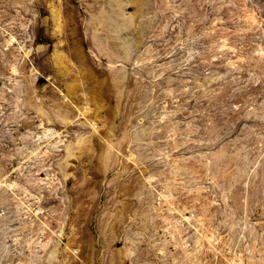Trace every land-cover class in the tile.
I'll use <instances>...</instances> for the list:
<instances>
[{
	"label": "rangeland",
	"instance_id": "374dc122",
	"mask_svg": "<svg viewBox=\"0 0 264 264\" xmlns=\"http://www.w3.org/2000/svg\"><path fill=\"white\" fill-rule=\"evenodd\" d=\"M113 1L0 0V264H264V0Z\"/></svg>",
	"mask_w": 264,
	"mask_h": 264
},
{
	"label": "bare ground",
	"instance_id": "6f19581e",
	"mask_svg": "<svg viewBox=\"0 0 264 264\" xmlns=\"http://www.w3.org/2000/svg\"><path fill=\"white\" fill-rule=\"evenodd\" d=\"M113 1V0H112ZM118 0H115V2H117ZM120 1V0H119ZM243 1V0H242ZM105 3V2H104ZM110 3V2H109ZM108 3V4H109ZM113 3H114V1H113ZM119 3H121V2H119ZM122 4L123 3H121V4H118V2H117V5L115 6V8H117V10L119 11V12H115V13H112L111 15H110V17H109V15H107L109 18L108 19H110L111 21H112V23L113 24H115L116 23V19H120L121 18V21H123V22H119V23H116V25L115 26H113V30L112 31H115L116 33H118L121 29L120 28H122V25L123 26H125L124 24H126V23H131L132 22V17L133 16H131L130 14H128V13H123L122 12V9H121V6H122ZM125 4V3H124ZM237 7H238V10H240L241 12L242 11H244V12H249V17L248 16H246V17H248V19L246 20V25H247V27H249V28H254V27H256V26H258L259 25V21H258V18H257V15H256V12L254 11V9H252V8H250V7H247L243 2L242 3H240V4H238V5H236ZM101 9V8H100ZM112 10H113V8H112ZM99 11H101V10H99ZM103 11V10H102ZM102 13V12H101ZM107 14V13H106ZM140 14V13H139ZM177 15V14H176ZM104 16V15H103ZM112 16V17H111ZM148 16V15H147ZM245 17V16H244ZM105 18V20H107L108 21V19H106V17H104ZM252 19V20H251ZM96 20V19H95ZM103 19H101V21H102ZM115 23H114V22ZM131 21V22H130ZM103 22H104V20H103ZM109 22V21H108ZM132 24V23H131ZM131 24H130V26H131ZM128 24H126V26H127ZM98 26V25H97ZM129 27V26H128ZM263 27V26H262ZM125 29H126V27H124ZM123 28V29H124ZM261 28V27H260ZM264 28V27H263ZM124 31V30H123ZM127 31H129V30H127ZM262 31V30H261ZM264 31V30H263ZM114 32V33H115ZM112 33V32H111ZM116 37H117V35H116ZM121 40V39H120ZM218 42H219V44H217V50L219 51V52H222V51H228V52H230V53H233V54H236V51H235V49H234V47L233 46H231V45H228L227 44V40H226V38L225 37H222V36H220V37H218ZM100 41V40H99ZM127 42V41H126ZM105 43H106V41H105ZM123 45H127V44H129V43H126V44H124V43H122ZM131 44V43H130ZM129 46V45H128ZM259 46V45H258ZM126 47V46H125ZM124 47H122V49H123ZM126 49V48H125ZM128 49V48H127ZM19 51V50H18ZM124 51V50H123ZM127 51V50H126ZM190 51V50H189ZM125 52V51H124ZM128 52V51H127ZM129 53V52H128ZM190 53V52H189ZM22 54V53H21ZM123 55H124V53H123ZM126 55H127V53H126ZM187 55H188V52H187ZM125 56V55H124ZM130 56V55H129ZM126 57V56H125ZM189 57V56H188ZM125 59V58H124ZM236 60V59H235ZM182 61V60H181ZM226 63L228 64H230V58L228 57L227 58V60H226ZM232 66V65H231ZM121 70V69H120ZM119 70V71H120ZM117 72H118V70H116ZM122 71V70H121ZM204 79V78H203ZM208 84V83H207ZM185 86V85H184ZM198 86H200V85H198ZM187 88V87H186ZM202 88V87H201ZM16 98H18V97H16ZM15 98V99H16ZM19 99V98H18ZM164 110V109H163ZM170 113V112H169ZM164 117H165V115H164ZM41 123V122H40ZM39 126H41L40 124H39ZM42 127V133H41V136H43L44 138H45V140H46V143L44 142V145H42V144H40V142H39V139L41 138V136L39 135V134H35L36 136V139L35 138H33V139H35V146L34 147H32L31 149H27L28 150V153H30L32 156H34V157H38V155H41V154H44V153H46V152H48V150L47 149H45V148H47V146H52V147H55V146H57V145H55L56 143H61L62 142V140H60V139H57L55 142H53V143H49L48 142V138L55 132V131H51V129L50 128H47V127H44V126H41ZM40 128V127H39ZM171 128V127H170ZM55 130V129H54ZM31 133V132H30ZM56 134V133H55ZM28 136H29V133L27 134ZM54 135V134H53ZM52 135V136H53ZM75 135V134H74ZM27 136V137H28ZM31 139H32V137H31ZM42 140V139H41ZM83 142V135H82V133H80V134H78V135H76L74 138H73V140L71 141V140H68L67 142H63L62 143V146H63V149H70L71 147H72V144H75V145H77V144H80V143H82ZM104 143V142H103ZM42 145V146H41ZM45 146V147H44ZM44 147V149H42ZM20 148V147H19ZM19 148H18V150H19ZM25 149H26V147H25ZM35 153V154H34ZM67 154V153H66ZM165 154V153H164ZM134 155V154H133ZM167 155V154H166ZM166 155H164V156H166ZM42 156V155H41ZM129 156H131L130 154H129ZM66 157V156H65ZM64 157V158H65ZM167 157V156H166ZM185 157V156H184ZM64 158H62V161L64 162ZM176 158H178V157H176ZM37 159V158H36ZM168 159V158H167ZM166 159V160H167ZM181 159V158H180ZM194 159V158H193ZM203 159V158H202ZM173 160V159H172ZM182 161L183 160H185L184 158L183 159H181ZM189 160V159H188ZM180 161V160H179ZM178 161V162H179ZM35 162H38V161H35ZM175 162V161H174ZM196 162V161H195ZM62 162H60L59 164H61ZM167 164V163H166ZM175 164H176V162H175ZM174 163H173V165H175ZM170 165V164H169ZM168 166V165H167ZM47 168H49V167H47ZM180 168H182V167H180ZM185 168V167H184ZM42 169V168H41ZM174 170V169H173ZM172 170V171H173ZM251 170V169H250ZM39 172V171H38ZM35 173H36V171H35ZM51 174V173H50ZM52 176V175H51ZM42 177H45V178H42ZM49 179V181H43V179H47V178ZM150 177V176H149ZM58 179V178H57ZM56 179V180H57ZM53 180V181H52ZM51 181H52V183L55 181V179L52 177V178H49L47 175H45V174H43L40 178H35L34 179V182L35 183H37V184H39L40 182H42V183H44L45 185H51L52 183H51ZM164 181V180H163ZM166 181V180H165ZM173 181H175V180H173ZM51 183V184H50ZM158 183H159V181H158ZM167 184V183H166ZM32 185H34V184H32ZM60 185V184H59ZM11 186H13L14 187V183H12L11 184ZM169 187H170V185H168ZM169 187H167V189L169 188ZM57 188V187H56ZM194 189H196V188H194ZM193 189V190H194ZM189 190V189H188ZM190 190H191V188H190ZM204 190V189H203ZM11 191H13V189L11 190ZM3 192V191H2ZM26 192H27V190L26 189H24V192H23V194L25 193V195H28V194H26ZM163 193L164 194H166V195H168V197H169V206H168V208H167V211H168V213H167V217L169 218V220H170V228L172 229V231L174 232V233H176V236H177V234L179 233V225H180V223H178L176 220L179 218L178 217V214H183L184 216L185 215H187V216H189V217H191V218H194L192 215H190V214H188L186 211V209H184V212H183V208L182 209H180V208H178L177 206H175V204L173 203V199L172 198H174L173 196H172V194H171V191L170 190H163ZM31 194V193H30ZM15 196V195H14ZM30 195H28V197H29ZM27 197V196H26ZM244 204H245V201H244ZM22 205V203H18L17 204V206H21ZM23 207L25 208V210L26 211H28L27 210V205H23ZM155 211V210H154ZM244 211V210H243ZM22 212V211H21ZM18 213H20V212H18ZM245 214V213H244ZM176 215V216H175ZM184 216H182L183 218H185ZM233 216V215H232ZM248 217V216H247ZM233 218V217H232ZM182 219V218H181ZM192 220H194L193 222H194V233H195V240H194V243H195V246H198V248L199 247H201L202 245H204V243H207V245H205L207 248H209V249H211V251H212V249L214 250V253H215V251L218 253L219 252V250H217V247H216V245H217V243H218V239H216V237L212 234V232L211 231H209V230H207V229H205L204 228V226H203V224H202V222H201V220L199 219V218H194V219H192ZM181 221V220H180ZM183 221H184V219H183ZM237 222V221H236ZM241 222V221H240ZM243 222V221H242ZM188 223H189V221H188ZM238 223H239V221H238ZM240 224V223H239ZM243 224V223H242ZM253 224V223H252ZM255 224V223H254ZM188 225H190V223L188 224ZM181 226V225H180ZM209 226V225H208ZM237 226V225H236ZM235 226V227H236ZM46 226L44 225V226H42V229H44ZM233 227V226H232ZM243 227V226H242ZM248 228H250L249 226H247ZM193 229V228H192ZM235 229H237V228H235ZM243 229H245V228H243ZM242 229V230H243ZM232 230V232H233V229H231ZM242 232H245V231H242ZM241 232V233H242ZM249 232V231H248ZM253 232H254V229H253ZM215 233V232H214ZM217 233V232H216ZM227 233V232H226ZM251 233V232H250ZM192 234V233H191ZM217 234H219V233H217ZM236 234V233H235ZM243 234V233H242ZM172 235H175V234H172ZM237 235V237H238V234H236ZM241 235V234H240ZM230 236H231V234H230ZM248 236H252V235H248ZM29 237V236H28ZM172 237V236H171ZM179 237V236H178ZM192 237V236H191ZM221 237V236H220ZM241 237V236H240ZM239 237V238H240ZM256 237V236H255ZM176 238V237H175ZM174 238V239H175ZM238 238V239H239ZM249 238V237H248ZM253 238V237H252ZM173 239V238H172ZM176 239H179V238H176ZM190 239V238H189ZM256 239V238H255ZM14 240V239H13ZM15 240H17V239H15ZM32 239L31 238H29V239H27L26 240V243L29 245L31 242ZM185 240V239H184ZM244 240V239H243ZM248 240V239H247ZM12 241V240H11ZM190 241V240H189ZM245 241V240H244ZM182 242V241H181ZM180 242V243H181ZM185 242V241H184ZM35 243V242H34ZM179 243V244H180ZM193 243V244H194ZM229 243H232V242H229ZM244 243V242H243ZM251 243H254V241L253 242H251ZM36 244V243H35ZM182 244H183V242H182ZM255 244V243H254ZM181 245V244H180ZM222 245V244H221ZM231 245V244H230ZM227 246V245H226ZM225 246V247H226ZM232 246V245H231ZM238 246V245H237ZM255 246V245H254ZM33 247V246H32ZM43 247V245L42 246H40V248H42ZM180 247V246H179ZM184 247V246H183ZM183 247H182V249H183ZM245 247V246H244ZM228 248H230V247H228ZM235 248H236V246H235ZM178 249V248H177ZM221 249V248H220ZM225 249V248H224ZM246 249V248H245ZM199 250H201V249H199ZM207 250V249H206ZM229 250V249H228ZM232 250V249H231ZM237 250V249H236ZM244 250V249H243ZM251 250V249H250ZM252 250H254V248L252 249ZM29 251V250H28ZM33 251V250H32ZM185 251V250H184ZM198 251V250H197ZM209 252V251H208ZM251 252V251H250ZM182 253V252H181ZM189 253V252H188ZM188 253H186V254H188ZM194 253V252H193ZM230 253V252H229ZM231 253H233V252H231ZM246 253V252H245ZM263 253V252H262ZM157 254V253H156ZM216 254V253H215ZM228 254V253H227ZM242 255V254H241ZM240 255V256H241ZM250 254H248V256H249ZM220 256H222V258L224 259V261L226 262V264H242V262H241V258H240V256L239 255H237V254H235V253H233V254H231L229 257H225L224 255H220ZM250 256H252V255H250ZM257 256H258V254H257ZM164 257V256H163ZM183 257V256H182ZM187 257V256H186ZM185 257V258H186ZM190 257H192L191 255H190ZM252 257H254V256H252ZM187 258H189V257H187ZM221 258V257H220ZM251 258V257H250ZM249 258V259H250ZM29 259V258H28ZM184 259V258H183ZM173 260V259H172ZM195 260V259H194ZM246 260V259H245ZM257 261H258V259H256ZM176 261V260H175ZM184 261V260H183ZM188 261V260H187ZM251 261H253V260H251ZM197 262V261H196ZM247 262H249V261H247ZM214 263H215V261H214Z\"/></svg>",
	"mask_w": 264,
	"mask_h": 264
}]
</instances>
